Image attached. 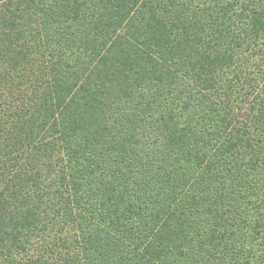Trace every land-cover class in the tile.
Masks as SVG:
<instances>
[{
    "label": "trees",
    "instance_id": "16d2710c",
    "mask_svg": "<svg viewBox=\"0 0 264 264\" xmlns=\"http://www.w3.org/2000/svg\"><path fill=\"white\" fill-rule=\"evenodd\" d=\"M0 264H264V0H0Z\"/></svg>",
    "mask_w": 264,
    "mask_h": 264
}]
</instances>
